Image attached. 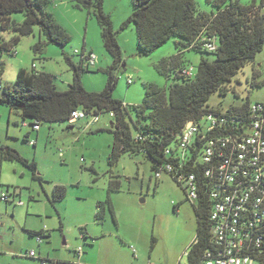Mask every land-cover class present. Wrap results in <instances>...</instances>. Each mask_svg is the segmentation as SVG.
<instances>
[{
  "label": "rangeland",
  "instance_id": "1",
  "mask_svg": "<svg viewBox=\"0 0 264 264\" xmlns=\"http://www.w3.org/2000/svg\"><path fill=\"white\" fill-rule=\"evenodd\" d=\"M84 1L47 0L46 10L69 34V41L63 47L46 42L42 53L37 54L32 45L39 36L43 41L46 38L34 26L33 34L22 36L15 45L14 55H0L4 64L1 82L12 85L17 70L30 69L34 62L36 69L52 75L58 90H66L73 80L71 64L78 66L81 53L92 51L97 61L88 71H81V84L87 91L103 90L108 80L104 69L112 63V56L103 46L95 14L87 12ZM196 2L201 11H217L206 0ZM102 8L110 17L122 52V62L113 70L116 83L112 94L129 106L140 104L144 82L167 88L175 81L173 74L166 79L155 68L162 57L176 52L174 38L150 54H142L134 23L129 21L131 0H102ZM13 17L23 20L20 12ZM202 56L214 58L213 54L184 50V65L195 71ZM247 98L252 102L264 100V46L233 76L225 94L216 91L210 96L208 106L226 110ZM110 118L109 112H102L95 123L87 124L90 117L70 123H41L36 131L28 120L23 124L19 114L0 103V154L5 146L17 150L35 161L36 174L42 177V182L33 178L20 161L0 158L1 188L16 192L13 200L0 199V264H42L40 258L63 264H184L185 250L196 234L193 205L167 173L156 177L151 162L142 154L123 153L116 163L109 164L113 143V134L107 130ZM112 178L120 183L119 190L111 193L115 220L106 210L103 221L97 222L96 202L106 198ZM55 184L66 187L64 198L58 201L52 199ZM19 199L22 204L15 203ZM42 228L48 235L41 241L27 232ZM81 228L87 231L85 239ZM79 247L78 256L75 251ZM30 250L35 251L34 257L26 255ZM90 259L93 261L87 263Z\"/></svg>",
  "mask_w": 264,
  "mask_h": 264
},
{
  "label": "trees",
  "instance_id": "2",
  "mask_svg": "<svg viewBox=\"0 0 264 264\" xmlns=\"http://www.w3.org/2000/svg\"><path fill=\"white\" fill-rule=\"evenodd\" d=\"M206 1L215 6L217 11L209 13L199 10L196 0H131L129 21L134 23L137 44L142 54H150L172 37L176 49L175 53L162 57L155 65L166 79L173 74L175 81L167 88L152 81L144 82L143 99L137 105L129 106L112 94L116 83L113 70L122 62V52L110 17L102 8V0H85L84 3L87 12L95 14L103 46L112 56V63L104 69L108 80L103 90L92 92L82 86L80 73L91 68L85 64L84 52L81 53L78 66L71 64L73 80L63 91L56 88L52 75L36 69L34 62L30 69L21 67L17 70L12 85L3 84L1 74L4 64L0 60V103L8 106L10 112L19 114L23 122L28 120L32 128L34 125L40 128L41 123H70V112L74 109L98 115L109 112L111 118L107 130L113 134L112 150L108 157L110 165L116 163L123 153L142 154L151 162V170L155 175L167 173L183 190L187 200L182 178L194 175L198 196L194 202L188 201L195 211L196 234L185 250L184 264H203L206 252L210 250L217 253L221 251V246L214 242L211 232L209 211L213 201L209 198V187L203 176L206 165L198 161L202 139L195 141L194 146L189 145L182 154L178 147L180 133L188 121L199 123L207 114H212L219 121L214 131L209 132V137L229 136L245 129L251 121L252 101L247 98L240 105L219 110L208 106V100L216 91L225 94L233 76L246 63L253 61L264 46V0H260L259 5L253 2L242 4L239 0ZM46 2L0 0V55L4 52L14 55L15 45L22 36L33 34L34 26L46 38L43 41L39 36L32 45L37 54L42 53L46 42L63 47L69 41V34L46 10ZM18 12L23 14L20 22L13 17ZM211 39L215 43L212 50L204 46ZM184 50L213 54L214 58L210 60L202 56L195 71L186 74L183 72L188 68L184 65ZM28 135H24L26 140ZM1 148L2 160L20 161L31 170L33 178L42 182V177L36 174L34 160L24 158L9 146ZM119 187L117 179L108 181L106 198L96 202L94 217L97 222L103 221L106 210L115 220L111 193L118 191ZM4 191L9 195L6 202L16 195L14 191L10 193L8 187ZM65 193L64 185L55 184L52 189L53 201L61 200ZM27 232L30 236L46 237L45 230ZM80 233L83 239L87 238L86 229L81 228ZM256 235H260L259 245L249 243L240 251L253 257L258 264H264V229L253 233V239ZM75 254L78 252L75 251ZM40 261H45V264H63L48 258H40Z\"/></svg>",
  "mask_w": 264,
  "mask_h": 264
},
{
  "label": "built area",
  "instance_id": "3",
  "mask_svg": "<svg viewBox=\"0 0 264 264\" xmlns=\"http://www.w3.org/2000/svg\"><path fill=\"white\" fill-rule=\"evenodd\" d=\"M204 46L212 50L215 43L211 39ZM85 55V64L93 67L97 55L92 51ZM192 71V67L183 70L186 74ZM127 81L130 83L131 77ZM250 113L251 121L240 133L209 137V132L214 131L219 121L212 114H207L199 123L188 121L179 136L178 147L182 154L189 145L194 146L195 141L202 139L198 161L206 165L203 176L209 187V198L213 201L209 211L211 232L214 242L221 246L217 253L208 250L203 264H258L240 250L249 243L259 245L260 235L254 239L252 235L258 229H264V100L252 102ZM88 117L91 120L87 124L99 120L98 114L74 109L70 112L69 121ZM38 127L33 126L34 129ZM182 180L188 200L194 202L198 196L194 175ZM8 198L9 195L0 187V199L5 201ZM16 203L22 204L20 200ZM36 238L42 240L39 236ZM80 250L81 247L77 250L78 256ZM35 254L34 250L27 253L28 256Z\"/></svg>",
  "mask_w": 264,
  "mask_h": 264
},
{
  "label": "crops",
  "instance_id": "4",
  "mask_svg": "<svg viewBox=\"0 0 264 264\" xmlns=\"http://www.w3.org/2000/svg\"><path fill=\"white\" fill-rule=\"evenodd\" d=\"M22 122H23V121H22ZM25 123H26V122H23V124H25ZM39 129H40V128L35 129V130L38 131ZM12 200H13V199H12ZM40 230H45V229L42 228V229H40ZM46 234H48V232H46ZM84 239H85V238H84ZM89 261L92 262L93 260H91V259H90V260H87V263H91V262H89Z\"/></svg>",
  "mask_w": 264,
  "mask_h": 264
}]
</instances>
